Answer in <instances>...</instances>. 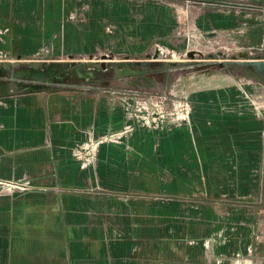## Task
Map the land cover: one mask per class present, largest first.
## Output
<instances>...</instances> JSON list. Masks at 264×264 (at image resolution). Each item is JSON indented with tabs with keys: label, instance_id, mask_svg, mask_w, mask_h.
Wrapping results in <instances>:
<instances>
[{
	"label": "crops",
	"instance_id": "crops-1",
	"mask_svg": "<svg viewBox=\"0 0 264 264\" xmlns=\"http://www.w3.org/2000/svg\"><path fill=\"white\" fill-rule=\"evenodd\" d=\"M194 1L110 0L115 50L136 59L160 45L191 59L153 72L163 82L153 87L137 67L59 76L182 101L185 124L153 130L129 117L121 98L0 78V264H264V123L229 75L231 63L263 48L262 15L244 10L264 9V0ZM40 7L0 0V57L32 59L49 42L35 28ZM196 56L214 58L215 75L185 76L172 89L168 74L203 65ZM128 125L93 165L71 155L87 130Z\"/></svg>",
	"mask_w": 264,
	"mask_h": 264
},
{
	"label": "rangeland",
	"instance_id": "rangeland-1",
	"mask_svg": "<svg viewBox=\"0 0 264 264\" xmlns=\"http://www.w3.org/2000/svg\"><path fill=\"white\" fill-rule=\"evenodd\" d=\"M41 1V7L39 11L35 14L36 17H34L35 28L39 30L40 35H44L43 37H48V41L41 47H39L34 53H32L30 56L32 59H22L21 57H0V63L5 62H19V67H10L8 69L0 68V78H4L6 80H11L13 82L20 81L22 82L21 78L27 77L31 78L32 76L36 77L37 80H40V82H52L56 84L58 87L63 88H69L72 91L80 92V93H86V94H94V93H100V94H107L110 97L113 98H121L125 104L128 106L129 110H132V104L130 100H139V101H148L151 102L153 100H160L161 97H149L147 95L146 97H143L142 95H134L131 92L133 89L127 88V84H112L111 82H105V83H99L94 84L90 83L89 81H86L88 83L79 82L74 79L66 80V79H60V74L71 76V73L74 72H80L82 70H87L88 68L84 66V63H76L74 67H66V63H61V67H49L45 66L43 68H39L38 71H32L30 68H26V64L28 62L37 61V59L43 58L45 61H41L44 63H48V61H54L59 59H65V58H76L80 57V59H86L89 56H94L93 58L97 59L98 61L95 62L94 66L95 69H92V72L94 71H102V70H109V69H115L117 68L118 60H133V61H145V60H152L149 62L148 69H142L141 66H127L125 63H123L122 67H137L140 68L139 70H144L142 73H144V76L151 79L152 86L159 84V81H164V78L159 79L157 75H154L153 72H161L164 68H175V67H182L186 64L192 63L191 59L181 54V52L178 49H169L168 51L174 52V57H171V54L166 55H160L159 53H156L158 55L154 56V50L146 49L143 52H139V56H136V59H132L129 57H125V54L120 50H115L113 48L114 42L111 37L112 31L114 30L115 26L112 24V21L110 19L111 14V8H110V0H98L100 3H103L101 6L102 8L99 9L95 6L96 0H40ZM156 1V0H155ZM159 2H165V1H173L176 2V0H157ZM190 4H188L189 7L197 6V2L192 0ZM98 3L97 5H100ZM95 6V7H94ZM264 7V5H263ZM249 15L253 12H260V14L263 17L264 20V9L256 10H244ZM102 13L104 20H98L97 15ZM29 22V24L33 20H26L25 22ZM264 22V21H263ZM63 36L67 37L66 39H63ZM101 37L102 39H106L107 42L104 43V46H101L97 44L96 40ZM97 38V39H96ZM82 40V41H81ZM60 41V42H58ZM158 41V40H155ZM80 42H85L84 45L86 48L80 47ZM154 42V41H153ZM160 46V45H159ZM67 49L66 52H64V49ZM165 49V47H162ZM56 50H60L59 53H56ZM90 54H87V53ZM95 52V53H94ZM210 53H213V51H209ZM93 53V54H91ZM104 53H107L109 55H112L114 58H104L103 63H100L101 56ZM141 53H147L145 56L144 54L140 55ZM78 55V56H75ZM96 56V57H95ZM250 56V55H249ZM252 56V55H251ZM252 58H259V60H264V44L263 48L257 53L253 54ZM194 60H203V65L192 67L190 69H179L176 71H172L171 74H168L167 83L169 86H173L172 89H175V86L177 83H179L180 79L185 76H193L196 75V73L202 72V73H211L206 74L209 78L214 76V72L216 70L214 65L216 63L209 62V60H213L214 58H208V57H198L192 58ZM217 59V58H215ZM104 64L105 68L101 69L100 65ZM119 68V67H118ZM151 71L152 73H149ZM229 75L232 76L233 80L235 82L240 80L239 83H241V88L245 91L248 99L252 101L255 110L260 111L261 115L264 116V75H260L255 77V75L251 72V69L244 68L243 70H238L234 63H231V66L229 68ZM26 79V78H25ZM94 86L97 87V89L94 90H86L82 88L81 86ZM142 89V88H141ZM131 91V92H129ZM159 95V94H157ZM168 99H170L168 97ZM127 100V101H126ZM177 101H167V103L162 102V105L166 110H170L172 108V104ZM181 103H184L180 101ZM167 104L169 105L167 107ZM185 104V103H184ZM186 105V104H185ZM187 106V105H186ZM188 122V121H187ZM185 122V123H187ZM181 123V124H185ZM167 125L169 127L180 125L176 123L171 122H163L158 126H146L153 130H158L161 128V126ZM140 126L145 125L141 123ZM132 125H128L125 129L132 128ZM123 128H120L121 130ZM122 139L120 138L117 143L121 142ZM83 142V141H82ZM115 143V144H117ZM77 144V143H76ZM105 144V143H104ZM109 144H112L109 142ZM103 145V144H102ZM73 147V146H72ZM99 150V148H98ZM98 153V151H97ZM97 159V154H96ZM96 162V160H95Z\"/></svg>",
	"mask_w": 264,
	"mask_h": 264
},
{
	"label": "built area",
	"instance_id": "built-area-1",
	"mask_svg": "<svg viewBox=\"0 0 264 264\" xmlns=\"http://www.w3.org/2000/svg\"><path fill=\"white\" fill-rule=\"evenodd\" d=\"M167 48H162L159 45L154 46V53H159L160 55H168L171 54V57H174L173 51H168ZM155 54L153 58H155ZM158 55V54H156ZM100 63H103L104 58H111L114 57L112 55H109L107 53H104L103 55H100ZM94 56H88L86 59H80V57L76 58H65L60 60H54L55 62L59 63H95L98 60L93 58ZM96 57V56H95ZM147 60V61H153ZM127 60H118L117 62H124ZM133 61V60H129ZM41 62V61H40ZM50 62V61H48ZM127 101V100H126ZM132 106V110L128 109V106L124 103V106L127 110V115L129 117L136 118L137 121L143 123L145 126H158L162 124L163 122H171L176 124L185 123L188 121V115L189 110L188 107L181 103L180 101H177L172 104V108L170 110H166L164 106L162 105V102L159 100H153L151 102L148 101H139V100H130ZM257 110V108H256ZM258 112V111H257ZM260 118L262 119L264 123V116L261 115L259 111ZM126 127H123V129L118 131H110L107 133H104L101 136H95L92 129H89L86 131V139L83 142L77 143L73 145L71 148V155L74 157L75 160H77L82 168H85L87 166L93 165L96 160V154L98 151V148L104 144V143H117L118 140L121 138V135L123 133V130H125ZM264 134V129H263ZM7 186L10 188H14L16 190H25L27 187L25 184H10L7 183Z\"/></svg>",
	"mask_w": 264,
	"mask_h": 264
},
{
	"label": "water",
	"instance_id": "water-1",
	"mask_svg": "<svg viewBox=\"0 0 264 264\" xmlns=\"http://www.w3.org/2000/svg\"><path fill=\"white\" fill-rule=\"evenodd\" d=\"M156 55V54H155ZM123 63L127 66L135 65V66H141V67H149V61H124V62H118L117 66L120 68L123 66ZM236 65L239 66H244L248 67L251 70L255 71L257 74L264 75V60H259V59H248L247 56H242V58L236 60L234 62ZM95 63H85L84 66L87 67L88 69H95L94 66ZM20 63L19 62H5V63H0V68H5L8 69L10 67H19ZM49 67H61V63L55 62V61H50L47 64L44 62L40 61H32L28 62L26 64V68H30L33 72L38 71L39 68H43L45 66ZM66 67H74L75 63H68L65 64ZM101 69L105 68L104 64L100 65Z\"/></svg>",
	"mask_w": 264,
	"mask_h": 264
}]
</instances>
